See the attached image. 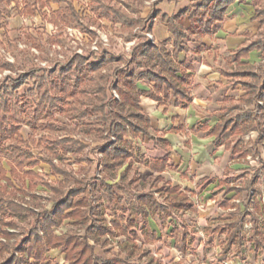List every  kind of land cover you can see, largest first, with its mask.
<instances>
[{"label":"trees","instance_id":"obj_1","mask_svg":"<svg viewBox=\"0 0 264 264\" xmlns=\"http://www.w3.org/2000/svg\"><path fill=\"white\" fill-rule=\"evenodd\" d=\"M63 1L66 5L46 13L43 9L50 2ZM143 0H91V9L101 18H106L112 24H120L119 29L132 35V30L143 21L134 17L133 13ZM235 0H199L191 7L182 9L175 15L166 18L168 29L173 35L172 50L167 48L170 40L150 43L137 41L128 59L122 60L120 55H114L105 48L99 56L90 59L89 56L75 55L67 59L62 65L46 71L30 67L15 78H8L3 94L0 91V264H51L48 252L58 249L64 256L66 264H140L131 262L137 251L136 245L129 238L124 247L126 255L113 253L108 236L130 233L135 237L134 228L140 224L144 233L150 232L147 220L152 215H169L171 210L189 209L192 201L188 196L178 191L176 186H168L167 204L157 203L147 192L137 193L135 200L125 199L122 203L117 192L123 193L128 189V175L132 169L136 150L131 138L147 135L150 128L148 116L139 105L143 91L138 87L139 80L152 82L149 95L155 100L165 92V97L175 98V104L186 106L191 101L192 64L187 58L180 59V54L189 50L186 41L192 36L202 37L211 35L217 23L223 20L227 6ZM12 0H0V27L6 23L10 13ZM22 6L17 13H41L53 23H78L76 14L68 0H20ZM18 5V4H17ZM20 6V5H19ZM16 10V6L14 7ZM253 19L259 23L258 36L248 38L235 55L236 64L246 65L241 58H247L251 50L260 52L264 59V0H256ZM187 22L189 23L187 25ZM35 47L41 43L35 37L27 35ZM53 37H46L53 41ZM201 46H199L200 48ZM112 62H120L121 66L113 69L111 85L107 83L108 75L105 68ZM1 67L14 68L9 62H2ZM230 78L229 85H239L242 89L236 98L228 95L220 107L219 120L209 129H204L214 135V145L231 147L232 152H240L243 157L249 154V147L242 144L241 137L250 131H256L257 137L252 142L255 153H264V62L256 68L231 69L225 72ZM27 79H33V87L18 94L16 91ZM35 79V80H34ZM6 82V81H5ZM3 87V86H1ZM109 89L115 90L118 97L108 95ZM37 100L35 99V94ZM6 95V96H5ZM253 106V108H251ZM105 109H107L106 113ZM259 112V113H257ZM20 113H25V120L34 125L37 120H49L55 113L63 114L69 119L85 114L100 113L105 119V127L96 129V148L101 153L103 175L100 183L92 182L86 176L74 178L70 173L53 163L52 158L62 157L58 153L71 151L82 155L84 145L74 137L53 138L45 140L47 144V159L44 161L52 174L61 175L58 183L40 180L32 171L19 174L24 160L30 155L20 148L2 144L1 139H8L16 133ZM61 124V123H60ZM66 127L63 125L64 129ZM56 131L59 128L50 126ZM91 126H81L82 134L91 133ZM53 157L51 158V156ZM79 160L83 158H78ZM91 159V158H90ZM89 161L91 162V160ZM9 163V176H4L2 161ZM34 165V163H32ZM167 166V157L152 159L149 168L160 172ZM86 172L88 171L85 167ZM6 171V170H5ZM118 175L117 180H113ZM27 178V179H26ZM17 180V182H15ZM2 181H5L3 183ZM38 182L47 186L51 195L47 198L48 205L29 206L23 194L32 198L38 197L30 193L29 189L37 186ZM91 186L87 190L88 186ZM163 187H161L162 189ZM107 195L104 201L99 190ZM253 191L254 178L243 179L239 186H232L226 191H234L235 198L241 192ZM18 194L22 197L17 198ZM254 211L260 210L258 201H250V195L244 202V210H237L233 221L228 224L226 240L228 243L237 242L239 222L249 205ZM226 206L231 205L225 201ZM111 211V220L107 222L105 209ZM129 212V216L124 215ZM18 220L26 223V233L19 239L15 237ZM67 228L57 232L64 224ZM74 227L83 228L80 238ZM259 232L258 229L255 233ZM173 234L177 237V232ZM92 241H91V240ZM191 237L184 236L175 241L178 250L189 248ZM128 245V247H127ZM101 247L99 252L96 247ZM155 260H151V262ZM155 264H159L155 262Z\"/></svg>","mask_w":264,"mask_h":264},{"label":"crops","instance_id":"obj_2","mask_svg":"<svg viewBox=\"0 0 264 264\" xmlns=\"http://www.w3.org/2000/svg\"><path fill=\"white\" fill-rule=\"evenodd\" d=\"M86 1L89 3L91 0ZM198 2L199 0H143L133 13L134 17L143 21V25L135 26L132 35L122 32L119 29L120 24H112L105 18L99 22V26L118 41L123 39L120 49H124L125 44L130 43L129 54L137 41H148L146 31L152 34L153 43L170 40L167 48L172 50L173 35L168 29L166 18ZM255 3L256 0L233 1L227 6L223 20L216 24L211 35L192 36L186 41L189 50L180 54V59L187 58L192 64L191 101L186 106L176 105L175 98L165 97V92L160 96V100H155L148 93L153 83L146 80L138 81V87L143 91L139 105L149 118L150 128L147 135L131 138L136 156L133 158V167L128 175V180L131 181L128 189L123 193L117 192L122 203L125 204V199L135 200L136 194L140 192L150 193L154 199L153 191H156L164 196L167 204L165 190L168 186H176L178 191L188 196L192 201V206L193 200L199 198L205 201L216 199L223 208L232 207L231 202L235 198L234 191H226L227 188L239 186L243 179L253 178L243 173L229 176L228 167L230 157L245 159L250 154V146H253L252 142L257 137V132L250 131L240 138L242 144L248 146L250 150L249 154L243 157L240 152H232L231 147L215 146L214 135L209 134L203 125L205 124L210 129L219 120L221 117L219 110L226 96L234 95L236 98L242 93L239 85L235 87L229 85L230 78L225 75V72L238 68L225 69L219 60L229 57L231 64L243 67L248 66L249 59L256 54L262 60L261 63L264 62L257 50H251L247 58L240 59L246 65H239L234 61L237 50L247 42V39L258 36L259 23L253 19ZM116 46L119 47V45ZM113 50L115 51L116 48L114 47ZM235 90L238 92L234 93ZM164 156L167 157V166L164 170L157 172L149 168L152 159ZM100 163L102 165V161ZM112 179L117 180L118 175ZM99 192L106 201V193L101 189ZM225 201L231 205H224ZM124 215L128 217L129 212H125ZM218 215L210 204L200 212L201 218L207 219V226L204 228L207 234L210 233L214 222H217ZM168 216H149L147 225L150 232L148 235L144 233L142 224L139 225L143 229V238L147 239L149 236L155 237L156 235L161 237L167 232L169 239L175 245L177 237L179 238L178 227L172 221L167 220ZM156 217L161 218L160 224L155 221ZM137 228L133 229L135 234ZM174 230L177 232V237L173 234ZM122 235L126 236L127 240L130 238L132 242L136 238V235L132 238L128 232ZM124 243H121L118 252L113 248L112 252L119 253L121 257L125 256ZM56 251L59 250L52 249L47 254L53 258ZM62 259H64L63 254L60 260L59 257L55 260L61 262Z\"/></svg>","mask_w":264,"mask_h":264},{"label":"rangeland","instance_id":"obj_3","mask_svg":"<svg viewBox=\"0 0 264 264\" xmlns=\"http://www.w3.org/2000/svg\"><path fill=\"white\" fill-rule=\"evenodd\" d=\"M32 1L33 0H28V2ZM81 1L83 0H68L77 17L78 23L75 24L74 22L53 23L49 21L46 16L43 17L41 13H17L16 11L21 8L22 3H20V0H12L10 5V13L6 17V24L3 27H0V65L2 62L7 61L14 64L15 67L10 68L0 66V91L2 94L5 90V83L7 85L8 81L10 80H7L8 78H15L30 67L39 69V73L42 72L41 70H44L47 74V70L62 65L67 59L75 55H90V59H92L94 56H99L104 48L106 50H110L115 56L120 55L122 60L128 59V53L125 50L120 49V43L123 42V39L118 41L116 38L107 34L106 30L99 26V22L102 21L103 18L99 17L91 9V1L88 3L90 15L86 17L79 16L78 8L79 4H81ZM65 5L66 4L63 1H52L49 3L48 7L43 10L48 13L49 11L56 10L59 6ZM15 6L17 8L16 10L14 9ZM69 27H73L77 30L74 34L75 37L69 35ZM98 34L106 35L108 43L105 46L99 43L98 50L93 52L90 46L92 41L97 39ZM27 35L37 38L39 43L42 42L41 47H35L32 44V40H30ZM47 35L53 37V41H47ZM116 45H119V47ZM114 47L117 51L113 50ZM219 61L225 69L230 67H236L238 69L256 68L257 65L262 62L259 55L256 54H254V56L249 59L248 66L243 67L231 64L229 57ZM121 64L122 63L120 62H112L108 67L105 68L104 72H106L108 75V84L111 85L113 80V69L116 66H121ZM33 83V79H27L16 91L18 94L26 92L28 89L33 87ZM112 92V89L107 91L108 95L113 94ZM236 92H238V90H235L234 93ZM37 95L38 93L35 94L36 100ZM106 111L107 109H105L104 114ZM104 121L105 119L100 113L85 114L73 119H69L63 114L55 113L49 120H37L34 125H30L25 120V113H20V118L17 123L18 130H16V133H14L11 138L6 140L3 138L1 139V142L6 147L14 146L30 154L24 160L22 169H17L19 174H22L26 171H32L39 177L40 180L57 184L58 179H61L62 176L49 172V167L44 162L47 159V144L45 143V140L51 141L55 137L62 138L66 136L79 139V141L84 145V148L82 149V157L79 153H73L71 151L64 153L58 150V153L62 157L61 161L58 159V157H53V155L51 158L53 157L52 161L54 164L66 169L74 178L80 179L81 177L86 176V178L90 179L91 183L93 181L92 176H94V173L92 172V166H94L93 164L97 149L95 146L101 142L100 140H96L97 131L94 130H102L106 125ZM63 125L66 127H64V129H60L63 128ZM50 126H56L59 129L54 131L49 128ZM81 126H91L92 131L90 135L79 132L78 129L81 128ZM250 147L251 152L245 159L230 157L228 175L233 176L243 173L247 174L248 177H253L254 186L258 188V195L260 198L259 200L264 206V153L262 155L256 154L254 152L253 146L251 145ZM78 158L83 159L79 160ZM32 163H34V165H32ZM2 166L6 170H4L3 175L9 176V163H6L5 160H3ZM85 167L88 170L87 172ZM134 171L136 172V169ZM2 182L5 183V181ZM15 182H17V180H15ZM90 187L91 186L89 185L87 190H89ZM29 192H33V194L38 196L36 198H32L29 194L24 192V199L27 200L29 206L35 205L36 207L40 208L41 205L49 204L47 203V198L50 197L51 193L47 186H43L40 182H38L35 188L29 189ZM17 196V198L22 197L21 194H18ZM104 198H106V196ZM106 211L107 210H105V213ZM160 219L161 218L156 217L155 221L160 224ZM69 227L73 228L66 223L62 225L59 230H65ZM26 228L25 221L18 220L17 228L12 229V231L16 232V235L10 239V242H13L14 239L19 240L26 233ZM74 230L76 231L75 233L78 237L81 238L83 236V228L74 227ZM96 249L99 252L102 251L101 247L97 246ZM61 254L62 253L60 251H56L53 258L48 255V258L51 261L50 263L66 264L55 260L56 257H59L60 260Z\"/></svg>","mask_w":264,"mask_h":264},{"label":"built area","instance_id":"obj_4","mask_svg":"<svg viewBox=\"0 0 264 264\" xmlns=\"http://www.w3.org/2000/svg\"><path fill=\"white\" fill-rule=\"evenodd\" d=\"M86 0L79 4V16L86 17L90 15ZM76 29L68 28L70 36H74ZM99 33V32H98ZM148 41L153 43L152 34L145 32ZM98 41V42H97ZM107 45V37L103 34H98L96 40L92 41L91 50L96 52L98 44ZM130 43L125 44L127 53L130 51ZM129 55V53H128ZM115 97H118L115 90H112ZM98 152V153H97ZM96 157L92 172L94 173L95 182L98 184L102 177V165L99 161L101 154L96 149ZM154 192V199L160 204H166L164 196L156 191ZM259 192L255 195L253 191L245 190L240 197L232 199V207L223 208L220 202L216 199L209 201L196 198L193 200L191 209L171 210L167 220L172 221L178 227L179 238L191 237L189 248L186 251L178 250L173 242L169 239L168 233L164 236H149L147 239L143 238V229L141 226L136 229V238L133 243L136 245L137 251L131 258V262L140 264H264V206L260 202ZM250 195V201L256 200L260 204V210L254 211L250 204L246 212L241 216L239 222L240 238L237 242L228 243L226 235L228 232V224H230L237 210H244V202ZM213 206L215 213L219 214L218 220L209 234L204 228L207 226L206 220L200 216V212L204 211L208 205ZM107 222L111 220V212L109 210L105 213ZM258 229L259 232L255 233ZM59 232V228L56 230ZM108 247L113 248L117 252L120 250L121 243L127 240L126 236L122 234L110 235ZM155 262H151V260ZM61 262L66 263L64 259Z\"/></svg>","mask_w":264,"mask_h":264}]
</instances>
